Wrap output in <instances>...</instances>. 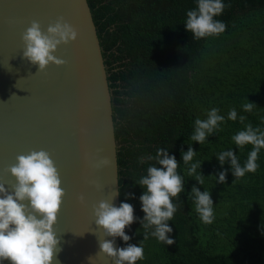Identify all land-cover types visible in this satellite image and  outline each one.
<instances>
[{
    "label": "trees",
    "instance_id": "obj_1",
    "mask_svg": "<svg viewBox=\"0 0 264 264\" xmlns=\"http://www.w3.org/2000/svg\"><path fill=\"white\" fill-rule=\"evenodd\" d=\"M222 2L226 7L214 19L226 30L194 40L184 23L198 0H87L111 95L119 205L131 204L136 217L124 229L131 239L118 237L119 248L142 241L145 258L136 264H264V149L256 172L241 178L232 175L230 161L220 165L216 158L232 150L243 167L253 146H237L232 137L248 124L264 132V0ZM248 101L256 105L251 112L243 109ZM212 108L224 121L203 144L192 141L195 120ZM233 108L235 121L228 119ZM189 146L196 152L190 163H201L202 185L183 163ZM159 148L175 157L184 179V191L173 198L177 212L167 222L172 245L151 235L143 240L141 227L145 189L136 182L149 166H160L139 161ZM222 171L223 184L217 183ZM193 186L210 192L211 224L195 211Z\"/></svg>",
    "mask_w": 264,
    "mask_h": 264
},
{
    "label": "water",
    "instance_id": "obj_2",
    "mask_svg": "<svg viewBox=\"0 0 264 264\" xmlns=\"http://www.w3.org/2000/svg\"><path fill=\"white\" fill-rule=\"evenodd\" d=\"M58 17L73 26L77 38L53 53L65 64L38 71L23 58L21 35L33 20L46 32ZM34 150L49 153L65 193L53 225L61 249L53 264H113L98 253L99 240H113L119 248L118 237H104L93 206L105 200L119 207L117 147L106 69L87 0H0V183L9 192L15 178L7 168ZM103 158L110 163L101 165Z\"/></svg>",
    "mask_w": 264,
    "mask_h": 264
},
{
    "label": "clouds",
    "instance_id": "obj_3",
    "mask_svg": "<svg viewBox=\"0 0 264 264\" xmlns=\"http://www.w3.org/2000/svg\"><path fill=\"white\" fill-rule=\"evenodd\" d=\"M225 7L222 0H198L196 9L186 12L184 23L186 31L192 33L194 40L223 33L226 24L214 17L220 16ZM76 38L77 31L63 17H58L55 22L49 24L46 32H42L40 23L33 20L21 35L24 45L23 58L38 65V71H43L50 63L61 66L66 61L57 58L53 53L59 45L68 44ZM255 106L248 101L243 105V109L245 112H251ZM218 112L219 109L212 108L206 119L195 120L192 141L203 144L214 133L219 123L224 121V116ZM228 119L232 121L237 119L235 108L229 111ZM239 119L243 122L245 117L240 116ZM232 139L237 146L250 144L253 148L243 167L232 150L223 151L216 156L220 165L226 160L230 161L232 175L236 178L244 177L246 173H255L259 167L258 153L264 149V132L248 124L245 130L239 131ZM181 155L183 163L190 164L188 175L196 174L195 180L202 185L204 176L200 171L197 174L201 163L199 161L190 163L196 152L189 146L187 152H182ZM146 159L155 160L160 167L149 166L147 175L136 182L145 189L139 197L141 210L145 214L141 221V227L145 230L143 240L151 235L166 245H172L175 241L166 235L172 232L167 222L172 220L177 212L173 198H179L184 191V179L177 172L179 165L175 157L169 156L166 149L159 148L155 156L142 157L139 162L143 164ZM109 163L107 158L100 161L101 165ZM7 172L15 178V184L9 192L5 184L0 183V261L7 260L10 264H53L54 257L61 250L53 225L56 223L65 194L54 161L48 152L34 150L26 155H18L16 163L9 166ZM225 178L226 172H220L217 183L223 184ZM119 194L117 190L115 196ZM190 195L201 221L211 224L214 213L210 192H201L193 186ZM78 199L83 203V196ZM25 201L28 203H24ZM93 216L104 237H120L124 242L131 239L124 231L136 219L131 204L121 203L116 207L102 200L93 206ZM99 248L98 253L109 258L113 264H136L138 260L145 258L142 241L138 246L128 244L124 248H115L113 240L103 239L99 240ZM91 258L89 257V260Z\"/></svg>",
    "mask_w": 264,
    "mask_h": 264
}]
</instances>
